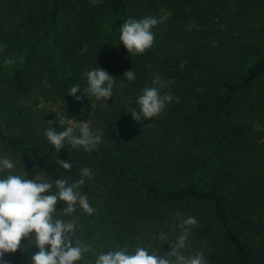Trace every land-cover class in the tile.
Wrapping results in <instances>:
<instances>
[{
    "label": "trees",
    "instance_id": "16d2710c",
    "mask_svg": "<svg viewBox=\"0 0 264 264\" xmlns=\"http://www.w3.org/2000/svg\"><path fill=\"white\" fill-rule=\"evenodd\" d=\"M148 16L162 19L154 44L131 55L120 27ZM3 45L0 157L15 162L11 174L43 173L53 184L91 170L80 191L97 211L77 207L75 238L95 253L155 248L160 232L175 240L181 229L172 225L193 216L185 255L202 240L208 264H264V0H0ZM95 67L116 78L106 102L83 92ZM129 70L134 82L123 77ZM157 79L180 102L137 122L131 108L140 111L137 97ZM76 84L87 96L79 101L68 95ZM63 114L102 132L98 148L57 153L44 132L49 121L63 130ZM22 244L4 256L8 264H31L38 249ZM94 259L86 253L77 264Z\"/></svg>",
    "mask_w": 264,
    "mask_h": 264
},
{
    "label": "clouds",
    "instance_id": "9594fccd",
    "mask_svg": "<svg viewBox=\"0 0 264 264\" xmlns=\"http://www.w3.org/2000/svg\"><path fill=\"white\" fill-rule=\"evenodd\" d=\"M161 22L162 19L154 16L127 18L120 27V44L131 55L144 54L155 41L152 28ZM6 47L0 46V51ZM4 63L11 64L13 61L6 58ZM186 63L182 62L180 67L184 68ZM84 76L87 86L83 92L87 96L105 102L112 98L116 78L99 67L85 72ZM123 77L129 82L136 80V74L132 70L126 71ZM153 84L157 86L145 87L135 101L140 111L131 108V116L137 122L160 116L173 100L180 102L179 97L161 93L166 82L157 79L153 80ZM80 92L81 86L76 84L70 88L68 95L79 101L82 96H86L79 94ZM47 124L44 135L57 153L66 144L73 149L82 148L91 152L102 142V132L93 130L89 121L77 122L63 114L59 119L61 126L66 125L63 130L57 131L53 128L54 121ZM56 164L67 171L72 169L71 161L56 159ZM14 168L15 162L10 157H0V173H9L0 178V264H8L4 260L6 254L27 250L22 244L24 240L28 241V248L38 249L31 256V264H77L86 253L95 257L89 264H208L202 252L184 254V250L191 248L188 239L191 229L199 225V221L193 216L181 219L178 225H172L173 230L177 227L181 229L175 240L170 239L168 232H160L155 238L159 241L155 248L137 245L134 249L125 246L95 253L91 244H84L79 238H75L77 207L89 216L97 211L90 204L88 196L80 191L85 184V178H92L91 170L82 168L80 179L74 182L60 178L53 184L41 178L43 173L41 177L34 179H28L24 170L22 174H11ZM60 202H63L64 207L58 211L57 205ZM175 215L177 218L184 216L179 211ZM163 244H168L170 251L160 253L158 249Z\"/></svg>",
    "mask_w": 264,
    "mask_h": 264
},
{
    "label": "rangeland",
    "instance_id": "374dc122",
    "mask_svg": "<svg viewBox=\"0 0 264 264\" xmlns=\"http://www.w3.org/2000/svg\"><path fill=\"white\" fill-rule=\"evenodd\" d=\"M160 82H163V81H160ZM167 90H169L168 84H166V87H164V88L161 89V92L162 93H166ZM258 129H262L263 130V134H264V126L262 124H260L258 126ZM199 242H200L201 245L199 246V251L198 252H202L204 254V256H205V254H206V250H205L206 243L204 241H202V240H200Z\"/></svg>",
    "mask_w": 264,
    "mask_h": 264
}]
</instances>
